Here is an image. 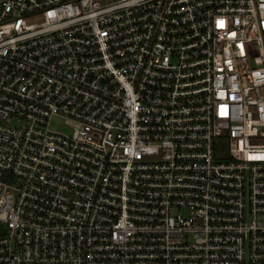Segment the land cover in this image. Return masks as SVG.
I'll return each instance as SVG.
<instances>
[{
    "label": "built area",
    "instance_id": "1",
    "mask_svg": "<svg viewBox=\"0 0 264 264\" xmlns=\"http://www.w3.org/2000/svg\"><path fill=\"white\" fill-rule=\"evenodd\" d=\"M0 264H264V0H0Z\"/></svg>",
    "mask_w": 264,
    "mask_h": 264
},
{
    "label": "rangeland",
    "instance_id": "2",
    "mask_svg": "<svg viewBox=\"0 0 264 264\" xmlns=\"http://www.w3.org/2000/svg\"><path fill=\"white\" fill-rule=\"evenodd\" d=\"M8 123H16V119L15 118H10L7 120Z\"/></svg>",
    "mask_w": 264,
    "mask_h": 264
}]
</instances>
